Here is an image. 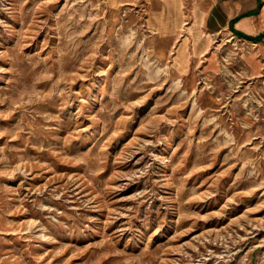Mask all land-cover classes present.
Wrapping results in <instances>:
<instances>
[{
  "label": "rangeland",
  "instance_id": "obj_1",
  "mask_svg": "<svg viewBox=\"0 0 264 264\" xmlns=\"http://www.w3.org/2000/svg\"><path fill=\"white\" fill-rule=\"evenodd\" d=\"M214 32L0 0V264H264V67Z\"/></svg>",
  "mask_w": 264,
  "mask_h": 264
},
{
  "label": "crops",
  "instance_id": "obj_2",
  "mask_svg": "<svg viewBox=\"0 0 264 264\" xmlns=\"http://www.w3.org/2000/svg\"><path fill=\"white\" fill-rule=\"evenodd\" d=\"M209 31L234 34L255 50V68L264 67V0H196ZM240 32L248 35L242 36ZM249 40V41H248ZM252 40V41H251ZM258 41V42H257Z\"/></svg>",
  "mask_w": 264,
  "mask_h": 264
},
{
  "label": "bare ground",
  "instance_id": "obj_3",
  "mask_svg": "<svg viewBox=\"0 0 264 264\" xmlns=\"http://www.w3.org/2000/svg\"><path fill=\"white\" fill-rule=\"evenodd\" d=\"M216 32V31H215ZM214 32V33H215ZM216 35V33H215ZM228 40L232 41L233 42V45L236 47V48H240L243 52H245L246 50H248L247 52L248 53H253L255 50L252 46L256 45L255 43H252L253 45L252 46H248L246 41L244 39H241L237 36H235L234 34H229L228 37H227ZM249 41V40H248ZM252 41V40H251ZM258 42V41H257ZM230 54L232 53H235L236 50L233 49V48H229V51H228Z\"/></svg>",
  "mask_w": 264,
  "mask_h": 264
},
{
  "label": "trees",
  "instance_id": "obj_4",
  "mask_svg": "<svg viewBox=\"0 0 264 264\" xmlns=\"http://www.w3.org/2000/svg\"><path fill=\"white\" fill-rule=\"evenodd\" d=\"M240 34H241L242 36H247V37H248V35L245 34V33H243V32H240Z\"/></svg>",
  "mask_w": 264,
  "mask_h": 264
}]
</instances>
